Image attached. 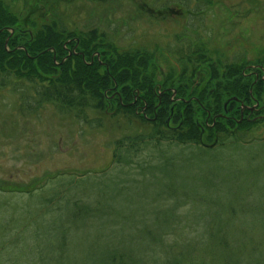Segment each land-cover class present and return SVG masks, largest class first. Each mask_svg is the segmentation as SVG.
I'll list each match as a JSON object with an SVG mask.
<instances>
[{"label": "rangeland", "instance_id": "obj_1", "mask_svg": "<svg viewBox=\"0 0 264 264\" xmlns=\"http://www.w3.org/2000/svg\"><path fill=\"white\" fill-rule=\"evenodd\" d=\"M3 1L24 22H34L37 27L49 20L63 22L67 31L97 27L121 51L140 48L153 53L162 69L174 61L165 49L174 51L200 42L206 44L215 62H254L264 55V0H210L205 11L201 6V20L192 16L196 0H173L166 5L153 0ZM181 34L183 37L178 39ZM212 66L211 76L219 70L218 63ZM251 68L239 70L244 86L258 77ZM232 78L235 88L236 76ZM212 80L206 91L219 81ZM222 81V86L227 87L228 81ZM23 87L30 91L27 95H33L29 86ZM256 98L251 95L245 101L248 106L238 102L234 107L244 111L243 117L254 120L253 111L264 108ZM22 100L17 91L0 89V264H41L46 262L45 253L62 264H84L94 257L89 254L82 262L90 243L119 240L118 234L131 226L128 220L122 224L123 217L116 212H107V205H126L128 211H137L139 219L143 209L134 205L156 198L154 185L163 183L168 176L153 175L149 180L152 185L147 188L141 180L126 187L113 182L111 174L123 179V183L127 176L136 177L134 164L128 170L129 165L121 168L111 163L113 140L124 133V124L114 131L90 129L71 115H61L50 103L22 112ZM245 108L250 113L247 116ZM198 116L200 123L213 125L214 116L208 122L200 113ZM257 128L251 125V133L237 143L203 150V157H179L184 163L189 161L190 166L194 162L203 164L201 174L196 176L184 174L187 168L177 169L183 174L179 188L183 197L187 196L183 192L195 190L202 196L200 205H264V129ZM178 147H167L166 155L174 156ZM147 148L141 153L143 164L151 160L146 154L153 151ZM195 150L200 153L198 148ZM154 155L159 154L156 151ZM94 183L98 185L91 189ZM75 205L90 210L88 214L79 213ZM201 211L204 209L199 207L189 212L194 216ZM244 219L248 226L242 242L252 245L253 252L259 253L255 257L260 256L259 263L264 264V224H259L264 222V214L251 211L238 220L244 223ZM182 227L180 231L186 238L203 234L202 225L189 223ZM168 235L171 239L174 232ZM250 248L246 249L248 255L252 254Z\"/></svg>", "mask_w": 264, "mask_h": 264}, {"label": "trees", "instance_id": "obj_2", "mask_svg": "<svg viewBox=\"0 0 264 264\" xmlns=\"http://www.w3.org/2000/svg\"><path fill=\"white\" fill-rule=\"evenodd\" d=\"M211 3L196 0L192 16L201 20V10L205 11ZM62 23L49 20L37 27L34 22H24L0 0V89L9 87L19 93L21 100L25 99L20 103L22 112L50 103L61 115H71L90 129L114 131L124 124V133L113 140L111 163L121 168L129 165L128 170L134 164L136 177L127 176L123 183V179L111 174L113 182L126 187L141 180L147 188L152 185L149 180L153 175L168 176L163 183L154 185L156 198L134 205L143 209L139 219L137 211H128L126 205H107V212H116L123 217L122 224L128 220L131 226L118 234L119 240L90 243L82 262L93 253L94 257L84 264L89 261L93 264H260L261 257H255L259 253L253 252L252 245L242 242L247 219L244 223L238 219L251 211L263 215L264 205H200L202 196L195 190L183 192L187 194L183 197L179 190L183 174L177 169L187 168L184 174L188 176L200 175L201 162L193 161L190 166L189 161L184 163L178 158L203 157L205 149L237 143L251 133V125L254 129H264V108L253 111L251 116L255 119L248 120L243 117L244 111L234 107L238 102L248 106L245 101L251 95L264 107V79H261L264 55L254 62H215L206 44L200 42L174 51L165 49L174 56V61L162 69L153 53L140 48L121 51L97 27L67 31ZM215 63L220 71L214 70L211 76ZM249 68H254L258 77L244 86L239 70ZM233 76H236L235 88H232ZM210 79L219 81L206 91L212 85ZM223 79L228 81L225 88ZM24 85L33 91L32 96L26 94ZM247 112L250 114L247 109L246 116ZM198 113L207 122L214 116L213 125L200 123ZM223 114L228 115L226 120ZM171 145L180 149L174 156L166 155V148ZM147 147L153 152L146 154L151 160L143 164L141 153ZM156 151L158 156L154 155ZM94 185L98 184H92L91 189ZM96 207L98 210L100 205ZM199 207L204 211L198 215L203 216L196 221L198 215L193 216L189 211ZM74 209L88 214L90 207L75 205ZM134 212L135 216H131ZM189 223L202 225L203 234L186 238L180 230ZM172 232L170 239L168 234ZM241 233L237 239H230ZM247 248L252 254L246 253ZM45 255L41 258L46 262L41 264H62L49 253Z\"/></svg>", "mask_w": 264, "mask_h": 264}, {"label": "flooded vegetation", "instance_id": "obj_3", "mask_svg": "<svg viewBox=\"0 0 264 264\" xmlns=\"http://www.w3.org/2000/svg\"><path fill=\"white\" fill-rule=\"evenodd\" d=\"M228 115H226V114H223V117H227Z\"/></svg>", "mask_w": 264, "mask_h": 264}]
</instances>
